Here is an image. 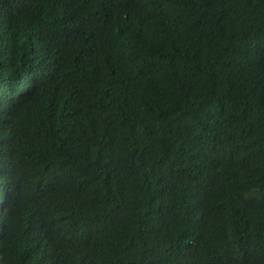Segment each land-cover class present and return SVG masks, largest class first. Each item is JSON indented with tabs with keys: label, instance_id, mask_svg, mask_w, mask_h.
Segmentation results:
<instances>
[{
	"label": "trees",
	"instance_id": "trees-1",
	"mask_svg": "<svg viewBox=\"0 0 264 264\" xmlns=\"http://www.w3.org/2000/svg\"><path fill=\"white\" fill-rule=\"evenodd\" d=\"M0 264H264V0H0Z\"/></svg>",
	"mask_w": 264,
	"mask_h": 264
}]
</instances>
